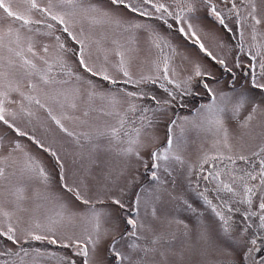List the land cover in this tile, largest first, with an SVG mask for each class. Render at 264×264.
I'll use <instances>...</instances> for the list:
<instances>
[{
  "label": "snow or ice",
  "instance_id": "snow-or-ice-1",
  "mask_svg": "<svg viewBox=\"0 0 264 264\" xmlns=\"http://www.w3.org/2000/svg\"><path fill=\"white\" fill-rule=\"evenodd\" d=\"M0 264H264V0H0Z\"/></svg>",
  "mask_w": 264,
  "mask_h": 264
},
{
  "label": "rangeland",
  "instance_id": "rangeland-1",
  "mask_svg": "<svg viewBox=\"0 0 264 264\" xmlns=\"http://www.w3.org/2000/svg\"><path fill=\"white\" fill-rule=\"evenodd\" d=\"M200 98H196V100H199ZM197 146H198V144H197Z\"/></svg>",
  "mask_w": 264,
  "mask_h": 264
}]
</instances>
